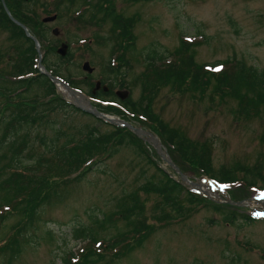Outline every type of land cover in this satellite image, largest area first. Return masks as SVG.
Segmentation results:
<instances>
[{
    "label": "rangeland",
    "instance_id": "rangeland-1",
    "mask_svg": "<svg viewBox=\"0 0 264 264\" xmlns=\"http://www.w3.org/2000/svg\"><path fill=\"white\" fill-rule=\"evenodd\" d=\"M55 1L57 0H38L34 10L41 15V20L48 17L44 13L45 7L51 10L60 7L63 11L64 15L55 21H49L47 25L49 36L59 42V46L61 43L71 42L70 50L73 55L64 66L69 67V74L82 77V73L86 74L82 65L88 61L96 68L93 77L99 79L104 73L102 65L110 57V48L98 45L94 37L108 35V21H105L107 25L99 24L97 14L94 13L97 10L95 7H91L85 18H79L78 12L84 8L82 0L79 2L82 3L79 11L74 12L79 7L77 6L71 7L66 13L64 9L68 5L62 0ZM115 1V10L119 14L132 19L136 17L138 21L134 28L136 47L134 51L127 53L132 69L128 70L126 81L133 89L119 90L118 98L122 100L133 97L138 101L140 98V85L146 65L144 58L155 52L154 46L162 53L160 55H168L169 52L177 50L182 39L198 43L191 53L199 65L235 58L246 66L256 67L264 72V0H153L134 3L129 0ZM91 3L97 5L99 2L92 0ZM103 16L102 13L100 18ZM55 28L59 30L57 36L52 34ZM11 45L12 40L7 32L0 29V51L9 53ZM117 64L115 62L114 65ZM0 67L5 69L7 65ZM213 89L214 86L207 93L209 96L202 100L193 92L180 95L167 88L159 92L151 106L158 117L170 127L183 130L192 142H208L212 149L213 169L217 175L219 171L227 170L231 179L238 180L226 188L228 193L225 195L231 194L235 201L259 196L264 192V116L248 118L239 112L236 114L237 101L226 98L228 101L222 102L216 93L212 98L210 93ZM31 111L35 117L43 116L34 112L35 109L31 108ZM38 112L42 110L38 109ZM10 114L11 111L6 112L0 108V121L2 117ZM48 120L49 124L41 121L31 123L32 126L24 129L17 139L20 147L23 136L29 144L19 156L22 157V166L33 164L41 155L50 156L40 138L44 136L49 142L57 137L52 127L62 128L74 136L79 135V131H85L86 126L90 129L99 128L102 132L111 129L87 115L56 108L50 113ZM157 137L160 139L158 135ZM160 140L171 160L181 170L170 150ZM6 141L5 138H0V184L5 177L10 176L7 169L10 168L8 164L14 154L10 146H2L1 143ZM63 141L64 138L60 136L58 143L61 145ZM146 144L153 160L159 167L166 169L167 162L156 150L158 160L152 153L155 150L152 144ZM4 154L8 157L5 158ZM172 171L178 175L174 169ZM155 173L157 171L153 165L137 158L132 148L123 147L117 156L108 159L98 170L94 168L89 171L85 177L77 180L61 179L56 185L52 183L51 199L38 208L32 226L19 237L22 253L11 263L64 264L63 258H69L71 263H76L77 254L85 245L81 240L75 239L73 228L79 225L92 228L96 238L101 240H110L117 236L118 231L130 229L123 221L116 223L119 228L117 230L108 220H95L104 216L111 218L112 214L120 212L123 206H127L123 202L126 195L139 191L145 179H151ZM188 175L190 180L196 181V176ZM176 178L178 179L177 176ZM244 182L255 186H250L247 191ZM5 192L0 191V205L5 202L3 199L13 194ZM139 195L141 204L146 206L145 214L148 219L155 221L153 217L159 214L153 207L161 197L143 192H139ZM182 202L188 204L187 208L194 206L184 199ZM3 207L2 212L8 209ZM165 211L174 214V217L178 214L167 206ZM224 211L235 213L236 219L226 221ZM195 212L181 221H170L164 229L155 231L142 248L136 247L123 259L113 258L114 253L109 251L104 252V260L95 264H264V207L254 203L238 207L230 203L217 205L211 202L204 207L197 206ZM20 215L5 219L0 229V240L11 234L10 229L18 224L22 217ZM242 215L256 216L259 219L246 224ZM105 246L103 244L102 249ZM9 257L10 255L0 259V264H9Z\"/></svg>",
    "mask_w": 264,
    "mask_h": 264
},
{
    "label": "trees",
    "instance_id": "trees-1",
    "mask_svg": "<svg viewBox=\"0 0 264 264\" xmlns=\"http://www.w3.org/2000/svg\"><path fill=\"white\" fill-rule=\"evenodd\" d=\"M5 1L12 15L25 26H28L31 34L40 41L45 52L44 65L55 76L67 81L72 87L85 91L94 99L98 98L103 102L118 103L122 108L113 105L105 107L100 103L97 104V108L104 113L118 115L126 121L134 122L138 126L142 125L152 130L162 139L170 150L172 158L183 172L197 177L207 175L224 184H233L238 181L237 179H231L227 170L225 172L219 171V175H217L213 169L212 149L208 146V142L200 144L192 142L185 136L183 130L170 127L161 117H158L154 113L151 104H153L159 92L167 88L180 95L193 92L203 100L205 96H209L207 93L214 86L210 96L213 98V94L216 93L222 102L228 101L226 98L236 100L238 103L236 114L239 112L248 118L263 117V71L258 70L256 67L246 66L235 58L199 65L194 61V55L191 53L192 48L198 43L182 39L179 47L176 48L177 50L173 53L169 52L168 55H160L162 53L156 50L158 48L154 46L156 49H153V51L155 52L144 58L146 65L142 74L143 82L140 85L142 89L140 98L138 101L134 100L133 97L121 100L116 93L118 89L128 88L131 91L133 89L126 81L128 70L132 69L127 53L134 51L136 47L134 28L136 22H138L137 18L132 19L119 14L115 10V0H98L97 5L91 3L92 0H82L84 2L82 10H80L82 7V3H79L80 0H62L63 3L68 5L64 9L65 13L71 7L77 8L79 6L77 10L74 9V12L80 10L79 18H85L87 12L90 13L91 7H95L97 10L94 13L97 14L99 24L101 26L110 25L108 35L94 37L98 45L110 48V57L107 63L102 65L105 74L102 73L99 76L102 86L107 85L109 90L106 91L102 87V89L96 90L97 92L94 95L93 92L96 89L94 77L82 72L83 75H80L82 77L75 74L71 75L69 74V67L64 66V63L73 54L70 52L67 58L57 55V49L60 47L59 42L51 39L48 33V25L41 20V15L34 10L38 0ZM129 1L134 3L153 0ZM44 13L46 15H64L60 7L55 10L45 7ZM102 13L104 16L100 18ZM105 21H108V23L106 24ZM0 29L5 33L7 32L12 40L9 53L0 51V66L7 65L5 69L0 67V97L2 98L0 108L6 112L11 111L10 116L1 118L0 138L7 140L5 143H1L3 147L10 146L11 150H14L8 164L10 168L7 169L10 176L5 177L0 184V191L5 190V194L13 192L12 195L10 194L9 197L5 198L6 200L3 199L2 201L5 202L0 205V209L3 206V208L8 207L3 212L2 209L0 211V229H2L5 219L14 217L17 214L22 216L19 218L18 224L10 229L11 234L0 240V259L10 255L8 263L12 264L11 261L21 255L22 244L19 242V237L23 236L32 226L38 208L51 199L53 186L50 185L52 183L56 185L57 181L61 179L77 180L85 177L89 171H93L94 168L98 170L108 159L117 156L123 147L132 148L136 152L137 158L144 159L150 166L153 165L157 173L151 179H145L139 191L126 195L127 197L123 202L127 206H123L120 212L112 214L111 218L109 216L98 218L95 222L108 220L119 230L116 223L123 221L130 226V229L124 232L118 231L117 236L112 237L110 240L107 238L101 240V238H96L92 228L80 225L74 227L72 230L73 236L76 240H81V243L85 246L80 248L76 263H71L69 258H63L64 264H95L104 260V252L109 251L114 253L113 258L123 259L128 252L134 251L136 247L142 248L155 231L164 229L170 221L176 222L177 220L186 219V217L196 213L197 206L204 207L212 202L197 193L189 191L181 183L171 178L169 172L159 167L158 163L153 160L151 152L147 150V144L130 129L105 123L103 120L68 104L58 93L53 82L37 69L39 58L35 42L32 38L27 37L22 27L16 26L10 19L2 5V0H0ZM70 44L71 42H69ZM115 62L118 64L114 65ZM31 108L35 109L34 112L41 113L43 116L35 117L33 111L30 112ZM55 108L61 111L79 112L111 129L102 132L99 128L90 129L86 126L84 128L86 132L79 131V135L74 136V134L66 132L62 128L52 127L57 137L49 142L44 139V136L40 138L41 144H45L46 152L50 156L41 155L33 164L22 166V157L19 156L28 148L29 144L23 136L22 146L20 147V145H17V139L24 129L32 126L31 123L41 121L49 124L50 113ZM38 109H41L42 112H38ZM39 117L41 118L39 119ZM60 136L64 138L61 145L58 143ZM152 153L159 160L156 150H153ZM3 156L8 157L6 154ZM29 159L33 158L29 157ZM167 170L172 171L170 168H167ZM244 183L247 191L250 186H255L251 183ZM251 188L255 189V187ZM139 192L161 197V200L153 207V210L159 214L153 217L155 221L148 219L145 214L146 206L141 204ZM231 198L235 200L233 196ZM183 199L194 206L187 208L188 204H183ZM166 206L173 208L174 213L178 214L174 217V214L167 213L165 211ZM223 214H225L226 221L236 219V214L230 211H224ZM241 217L246 224L258 221L254 216L242 215ZM103 244H106V246L102 249Z\"/></svg>",
    "mask_w": 264,
    "mask_h": 264
},
{
    "label": "water",
    "instance_id": "water-1",
    "mask_svg": "<svg viewBox=\"0 0 264 264\" xmlns=\"http://www.w3.org/2000/svg\"><path fill=\"white\" fill-rule=\"evenodd\" d=\"M2 5L4 6V9L6 10L7 15L10 16V19L14 22V24L16 26L18 25L19 27H22L24 29V31L26 32L27 37H31L34 40L35 45L37 47V50L40 53L41 47H40L39 41L36 37L32 36V34L29 32L28 26L23 25L19 20L15 19L14 16L11 15L10 9L7 6L5 0H2ZM56 19H57V16H48V18L44 19V22L49 23V21H55ZM53 33L57 36L59 34V30L55 29L53 31ZM68 49H69V46H67L66 44H63L61 49L58 51V53L64 57L67 55ZM39 58H40V61L38 63V69H40L41 72L54 83L56 88L59 90L61 95L64 97V99L69 104H71L72 106H76L80 110H83L84 112L86 111L87 113L93 115L94 117L101 118V119L105 120L106 122H109L115 126H120V127L126 128V129H130L139 139L141 138L146 143H149L150 145L152 144L154 149L157 150L159 156L163 160H165L167 162V164L172 169H174L176 171V173L178 174V176L181 179L182 184L184 186L187 185L190 188L195 189V190L201 189L202 184L199 182V180L193 182L192 180L189 179V177L186 174L182 173V171L174 163V161L171 160V158L168 155L167 150L163 146L161 140L158 139V137L152 131L146 130L141 126L135 127L132 123L126 122L123 119H120L118 117L115 118V117L110 116L108 114L106 115V114L102 113L99 109H97L96 107L93 106L91 99H89L85 93H83L79 89L72 88L67 82H65L63 80L61 81L58 77H56L52 73H50L47 70V68H45L43 65V59L44 58H43V55L41 53L39 54ZM83 69L88 74H93L94 70H95V68H93L89 62H85L83 64ZM100 86H101V83L98 82L97 88L99 89ZM95 92H96V90H95ZM124 100H126V99H124ZM207 194H209V192H207ZM228 200L229 201H224V202L228 203V204L230 203V204H232L234 206H238V207L245 206V205L249 204L248 201L234 202L231 199H228ZM263 200H264V198L261 200L254 199L253 201L255 203H261Z\"/></svg>",
    "mask_w": 264,
    "mask_h": 264
}]
</instances>
